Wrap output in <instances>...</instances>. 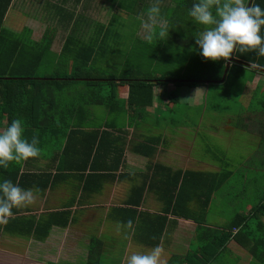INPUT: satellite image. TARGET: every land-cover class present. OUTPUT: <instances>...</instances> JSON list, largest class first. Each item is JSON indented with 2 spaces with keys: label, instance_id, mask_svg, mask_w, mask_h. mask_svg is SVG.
Wrapping results in <instances>:
<instances>
[{
  "label": "trees",
  "instance_id": "16d2710c",
  "mask_svg": "<svg viewBox=\"0 0 264 264\" xmlns=\"http://www.w3.org/2000/svg\"><path fill=\"white\" fill-rule=\"evenodd\" d=\"M117 1L118 6H126V0ZM13 2L14 0H0V129H5L14 119H21L25 124V135L29 140L33 135L39 136L42 154L38 157L52 160L56 171L55 173L49 170L43 173L26 172L22 171L23 162L11 163L7 169L0 168V179H10L24 188L27 186L26 179L29 181L32 178L31 182L36 184L32 186L44 190L50 185L54 186L56 178L65 172L86 170L89 167L97 171L99 167L96 161L99 156L108 158L116 156L117 153L119 155L117 163L113 166L107 165V169H119L127 144V138L124 136L127 131H123L122 127L119 129L118 126H109L111 130H122L120 132L123 136H116L108 129L88 130L86 122H78L77 116L88 118L90 107L102 106L109 109L111 114L118 115L124 109L130 119L136 118L137 114L141 113L143 114L140 116L143 117L145 111L153 106L156 85L174 81L177 86L196 87L204 81L198 78L172 80L167 77H113L104 74L101 64L98 63L102 62L109 51L108 42H115L118 37V33L112 27L116 20L114 16H111L110 26H107L105 31H98L100 35L93 40H82L77 35L75 26L58 56L51 51L55 39L53 25L47 27L38 41L31 38L32 31L27 26L23 27L22 34L4 26ZM254 2L264 8V0H254ZM192 3L193 0L178 1L173 12H169L168 15L172 16L167 19V27H165L171 29L184 27L185 36L190 30L194 32V29L200 27L194 25L187 16V10ZM55 7L54 4L47 2V8L51 13L55 11ZM52 16H56L59 22L62 19L69 21L75 17L72 11L68 14L54 12ZM174 35V39L181 41L180 35ZM50 54L55 56L58 67H63L64 71L56 69L51 75L40 76L39 69ZM235 58L249 64L235 62L232 64L238 70L251 71L248 82L258 74L264 79V57H257L254 52H249L235 53ZM227 62L228 60L223 59L216 62L205 60L200 55L201 69L206 73L207 80L213 82L223 77ZM126 85L129 86V95L124 106L118 90L119 87ZM249 96L247 105L243 103L238 116L242 117L244 112H248L249 118L255 119L254 127L259 131L260 141L264 144V82L256 85ZM177 101L175 93H171L166 98L168 104ZM243 128L247 129V124L243 123ZM160 142V136H149L144 142L134 146L133 150L151 157L157 152ZM158 169L165 170L166 174L159 172ZM114 175L107 174L106 177ZM233 175L234 172L228 168L220 171L175 170L158 165L152 171L154 179L150 190H155V177H159L160 183L164 184L158 191L163 201L162 213L138 211L135 207L116 210L126 211L128 215L133 216V225L143 231V234H135L136 237L139 236L138 239L142 240V244L148 246L152 240V247L159 245L168 224L177 223L178 218L191 219L198 224L197 241L205 240L213 232L221 233L219 236L207 238L205 243L199 245V249L194 251L191 249L185 256L178 257L176 259L178 264H210L219 259L232 238L247 248L253 257L251 264H264V191L249 213L238 212L228 224L218 228L221 231L207 225V214L213 195L218 193ZM146 190V186L133 188L129 195V204L139 206ZM136 197H138L137 201L134 200ZM13 213L14 215L6 223H0V230L10 229L12 221H15V231L18 234L34 235L41 240L49 235L53 226H66L70 215L66 210L56 211L48 213L42 220L30 221L28 225L22 222L18 225L24 217L15 215L14 210ZM168 214H172L175 218L169 220ZM235 229H239L237 233ZM92 242L95 248L90 249L87 264H103V249L97 248V244L102 241L96 238Z\"/></svg>",
  "mask_w": 264,
  "mask_h": 264
},
{
  "label": "crops",
  "instance_id": "0c3cea01",
  "mask_svg": "<svg viewBox=\"0 0 264 264\" xmlns=\"http://www.w3.org/2000/svg\"><path fill=\"white\" fill-rule=\"evenodd\" d=\"M48 1L51 5L54 4L56 6L55 13L62 12L68 14V12L71 11L70 5H75L76 7L80 6L77 11L75 8L72 9L75 16L74 19H69V21L62 19L61 22L58 21L51 24L54 26L55 30V39L51 51L58 56L68 35L75 26L77 35L85 41L93 40L99 36L100 34L97 33L98 31H105L107 26H110V23L107 22V17L109 16L108 21L111 20V12H106V8L111 6V2L115 4L118 3L117 0H100L99 5L91 6L94 0H46L45 11L51 15L52 13L47 8ZM101 3L104 4V6H101ZM126 5L129 4L126 3ZM45 11L39 10L27 13L34 18L33 20L30 19L33 24H35L36 19L42 20L45 24V28L40 37L35 36V28L31 25L27 26L32 31L31 38L33 40H40L47 27L50 26L47 22L48 19L45 17ZM94 12L97 13L94 15ZM82 14L88 15V19H81ZM96 17H98V20H95ZM90 19H93L96 23L93 25L91 21V26L86 28V25L89 26ZM83 24L84 26L82 28ZM166 25L160 26L165 27ZM259 75L260 74L255 75L253 80ZM220 80L217 82H222ZM263 82L264 79L260 77L259 81H257V85ZM168 83H173L177 86L174 81ZM166 86L165 84L155 86L153 106L150 107L147 112L145 111V114H153L161 108H159L158 103L162 96L164 98L166 97ZM161 87L164 88L163 91H161ZM255 87L253 89H255ZM118 92L120 98L123 100V105L126 106L125 100H127L129 95V86L119 87ZM165 104L168 105V103ZM163 106L165 107V105ZM90 108L88 118L77 116L78 122H86L88 130L108 129L113 131L116 136H123L120 132L122 130H119L121 127L123 131H127V134L124 135L127 138V144H125L123 162L120 168L110 169L112 171L107 169V165L110 164L113 166L117 163L119 159L117 153L116 156H109L108 158H105L103 155L99 156V159L96 161L99 167L97 171H93V169L89 167L86 170L65 172L61 174L60 177L56 178L54 186L50 185L44 190L39 189L37 186H32L36 185L35 182H31L32 178L29 181L26 179L25 185L27 186L24 187V189H31L36 193V202L32 206L13 209L16 212L15 215L24 217L23 221L18 222V225L22 222V224L27 223L28 225L30 221L46 218L48 213L62 210L70 212L69 223L66 226H53L49 235L41 240L34 235L28 236L25 234H18L15 231L16 223L12 221L10 229L0 230V264H41V261L44 260H53L56 264H61L62 260L67 261L74 259V257L83 256H85L83 264H87L89 251L91 248H95L92 241L96 238L102 241V243L97 244V248L103 249V256H108L110 258L109 264H126L127 257L132 253H147L154 247H152V240L150 241V246L142 244V240L138 239L139 236L136 237V235L143 234V231L135 225H133V230H130L127 238H125L124 231L118 230V228L126 224L129 219L132 220L133 216L128 215L126 211L116 209L135 207L138 211L148 210L153 214L162 213L163 201L159 197L158 191L164 184L160 183L159 177H155V190H150L151 182L154 179V177H152V171L155 166L164 165L175 170H222L216 166V164L207 162L201 165L199 159L196 161V159L192 157V154L190 155L187 151L189 150L190 144L186 141L184 135L179 137V141L183 144V148L179 150L173 149L174 147H172V145L176 144V140L174 139V134L169 129L168 123H165L163 130H160L152 123L160 124L158 120H151L146 118L147 116L145 117V115L143 117L140 116L143 113L137 114V117L134 119H130V116L128 117L126 112H124V109L119 112L118 115L112 117V114L106 107H104L105 111L103 110L102 112H99L97 106H92ZM239 111L233 114L231 119L233 120L240 117L239 128L241 130L252 131L255 129V119H252L253 124H249V115H247L249 113L244 112L241 117L238 116ZM144 118L151 121L145 123ZM231 119L225 124L226 127L227 124H231ZM243 123L247 124V129L243 128ZM109 126H118L117 128L119 129L111 130L108 128ZM0 130L2 131L4 128ZM153 135L161 137V142L157 147L158 150L153 156H145L133 150V147L139 142H144L147 137ZM194 162H196V164H194ZM53 165L54 162L49 158L35 157L23 162L22 171L43 173L49 170L55 173L56 170L53 168ZM208 168L213 170H208ZM158 171L166 174V171L163 169H158ZM107 174L115 175L106 177ZM144 186H146L147 190L141 200V204L139 206L129 204L131 190L133 188L139 189ZM134 200L137 201L138 197ZM222 202H224V199L220 198L218 193H215L211 199L209 208L211 206H218ZM253 205L254 203L247 202L242 208H239L240 210L230 218L229 222L235 218L238 212H243V214L249 213ZM168 216L169 220L175 218L172 214H168ZM229 222H226V224ZM222 224L223 222H215L214 224L207 222V225L216 230L223 227ZM197 228L198 224L194 220L186 218H178L177 223L168 224L164 232L165 234L159 243V246L163 249L162 264H178V260L176 259L185 256L191 251L190 238H197ZM219 231H221V229ZM220 234L221 233L213 232L207 238L214 237L215 235L219 236ZM207 238L197 242L203 244L206 242ZM234 245H240L243 249H246V252L248 251L247 248L235 238H232L224 249L232 248ZM119 249H121L120 253L123 252V254H120V258L115 260L112 257L119 256ZM10 257H15V259H7ZM249 257L251 256H247V258ZM217 262L218 259L210 264Z\"/></svg>",
  "mask_w": 264,
  "mask_h": 264
},
{
  "label": "rangeland",
  "instance_id": "374dc122",
  "mask_svg": "<svg viewBox=\"0 0 264 264\" xmlns=\"http://www.w3.org/2000/svg\"><path fill=\"white\" fill-rule=\"evenodd\" d=\"M45 1L14 0V5L11 6L7 14L4 26L22 34L23 27L31 25L36 29L35 36L40 37L45 24L39 19H36L33 24L30 19L34 18L27 13L45 11ZM178 1L180 0H160L161 15L156 20V34L149 33L141 24L142 20H148L147 9L154 0L152 2L151 0H147V2L126 0L125 2L129 4L126 6H118L111 2V6L106 8V12H111L110 19L111 16L116 17L112 27L118 33V37L115 42H108L109 51L105 54L102 62L98 64H101L104 74L113 77L154 76L167 77L172 80L195 78L204 80L196 87L175 86L173 83H166V97L162 96L158 103L161 108L153 114H145V117L158 120L160 124L152 123L160 130H163L165 123H168L176 140V144L172 145L173 149L183 148L179 137L184 135L190 144L188 153L192 154L196 161L199 159L201 165L208 162L216 164L220 169L228 168L234 172L232 178L218 192L224 202L218 206H211L207 217L208 223L223 222L222 226H224L245 203H256L264 191V144L260 141V133L256 129L241 130L239 128L240 117L231 119L233 114L241 110L243 103L247 105L250 99L249 93L257 85V81L262 75L257 76L254 80L251 78L248 82L251 71L238 70L237 67L231 65L226 81L208 82L206 73L201 69L200 54L195 43L194 33L199 27L194 29V32L190 30L185 36L184 27L171 29L166 28L167 26H160L166 25L167 19L172 16L168 15L169 12H173V7ZM99 4L100 0H94L91 6ZM101 6L104 4L101 3ZM74 8L77 11L80 6L70 5L71 11ZM96 13L94 12V15ZM45 17L48 19L49 25L58 22L56 16H52L46 11ZM83 18L88 19V15L82 14L81 19ZM108 18L109 16L107 22L110 23ZM95 20H98V17ZM91 21L95 25L96 22L90 19L89 26L86 25V28L91 26ZM83 26L84 24L82 28ZM162 28L167 29L169 33L164 39L158 36V32ZM174 34L180 35L181 41L174 39ZM149 35H152L151 40H149ZM56 69L64 71L63 67H58L55 56L50 54L45 58L38 73L40 76L51 75ZM163 89L161 87V91ZM171 93H175L178 101L166 105V98ZM97 109L99 112L105 111L102 106H97ZM115 115L112 114V117ZM247 115L250 116V114ZM230 119L232 120L231 124H227L226 127L225 124ZM151 120L144 118L145 123ZM249 124H253L251 118H249ZM208 170L213 169L208 168ZM190 239L191 249L193 251L199 249L200 244L197 242V238ZM118 251L119 256L112 257L115 260H118L120 254H123V252L120 253L121 249ZM247 256H251V254L246 252V249L240 245H234L232 248L223 250L218 262L214 264H251L253 257L247 258ZM12 258L15 259V257L7 259ZM84 259L85 256L74 257L72 260H62L61 264H83ZM103 261V264H109L110 258L103 256ZM41 262V264H56L53 260Z\"/></svg>",
  "mask_w": 264,
  "mask_h": 264
},
{
  "label": "clouds",
  "instance_id": "9594fccd",
  "mask_svg": "<svg viewBox=\"0 0 264 264\" xmlns=\"http://www.w3.org/2000/svg\"><path fill=\"white\" fill-rule=\"evenodd\" d=\"M160 15V0H154L147 9L148 20L141 21L142 27L156 34V20ZM187 16L194 25L200 26L194 33L195 43L205 60L226 61L234 53L249 52L264 57V8L254 0H193ZM168 35L164 28L158 32L161 39ZM25 132L21 119L12 120L0 131V168L7 169L11 163L21 164L42 154L38 134L29 140ZM35 202L36 193L31 189H24L10 179H0V223H6L14 215L13 209L32 206ZM118 230H123L127 238L133 230V221L129 219ZM162 253L159 245L147 253L134 252L127 257L126 264H162Z\"/></svg>",
  "mask_w": 264,
  "mask_h": 264
},
{
  "label": "water",
  "instance_id": "95a60500",
  "mask_svg": "<svg viewBox=\"0 0 264 264\" xmlns=\"http://www.w3.org/2000/svg\"><path fill=\"white\" fill-rule=\"evenodd\" d=\"M250 6V5H249ZM244 63V64H246V65H249V64H247L246 62H244V61H242V60H239V59H237V58H235V53L233 54V56L231 57V58H229L228 59V62H227V65H226V68H225V71H224V74H223V77L221 78V80L220 81H225V79H226V76H227V73H228V71H229V68H230V66H231V64L232 63ZM208 81H212V80H208ZM218 81V80H217Z\"/></svg>",
  "mask_w": 264,
  "mask_h": 264
},
{
  "label": "built area",
  "instance_id": "2783aa9c",
  "mask_svg": "<svg viewBox=\"0 0 264 264\" xmlns=\"http://www.w3.org/2000/svg\"><path fill=\"white\" fill-rule=\"evenodd\" d=\"M238 231V229H235V233Z\"/></svg>",
  "mask_w": 264,
  "mask_h": 264
}]
</instances>
